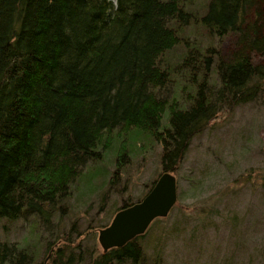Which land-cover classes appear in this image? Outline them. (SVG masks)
Returning a JSON list of instances; mask_svg holds the SVG:
<instances>
[{
	"label": "trees",
	"instance_id": "16d2710c",
	"mask_svg": "<svg viewBox=\"0 0 264 264\" xmlns=\"http://www.w3.org/2000/svg\"><path fill=\"white\" fill-rule=\"evenodd\" d=\"M253 53L264 54V0H0L4 226L32 218L53 232V220L114 198L109 220L84 233L98 234L163 173L179 181L192 141L264 95ZM152 162L134 202L132 172ZM147 231L98 254L69 237L1 241L0 264H140Z\"/></svg>",
	"mask_w": 264,
	"mask_h": 264
},
{
	"label": "rangeland",
	"instance_id": "374dc122",
	"mask_svg": "<svg viewBox=\"0 0 264 264\" xmlns=\"http://www.w3.org/2000/svg\"><path fill=\"white\" fill-rule=\"evenodd\" d=\"M235 44L231 36L216 45L222 56H228ZM251 55L255 64L264 65V54ZM190 146L178 174L181 199L164 221L147 231L145 260L140 264H264V187L258 184L264 178V95L256 103L238 107L233 116L216 119ZM156 170L152 162L132 172L134 202ZM115 201L110 199L105 212L98 203L88 210L80 206L65 220H53V232L38 228L32 218L10 226L0 220V242L24 246L32 245L38 235L69 237L79 239L89 254L101 253L98 234L84 233L98 231L100 221L109 220ZM61 247L57 243L54 250ZM42 260L39 264L47 263Z\"/></svg>",
	"mask_w": 264,
	"mask_h": 264
},
{
	"label": "water",
	"instance_id": "95a60500",
	"mask_svg": "<svg viewBox=\"0 0 264 264\" xmlns=\"http://www.w3.org/2000/svg\"><path fill=\"white\" fill-rule=\"evenodd\" d=\"M175 175L163 173L140 202L116 213L107 228L98 233V243L104 252L123 248L142 237L156 219H165L178 199Z\"/></svg>",
	"mask_w": 264,
	"mask_h": 264
}]
</instances>
